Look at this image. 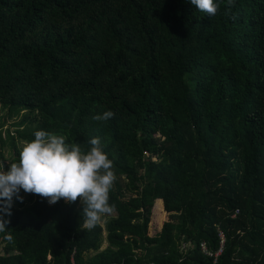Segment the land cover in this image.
<instances>
[{
    "label": "trees",
    "instance_id": "1",
    "mask_svg": "<svg viewBox=\"0 0 264 264\" xmlns=\"http://www.w3.org/2000/svg\"><path fill=\"white\" fill-rule=\"evenodd\" d=\"M217 2L0 0V109L23 114L0 137L11 162L37 130L84 150L99 136L116 175L91 229L79 198L21 190L0 264H213L200 245L214 253L219 231L215 264H264V0H235V20ZM155 202L163 235L144 223Z\"/></svg>",
    "mask_w": 264,
    "mask_h": 264
},
{
    "label": "clouds",
    "instance_id": "2",
    "mask_svg": "<svg viewBox=\"0 0 264 264\" xmlns=\"http://www.w3.org/2000/svg\"><path fill=\"white\" fill-rule=\"evenodd\" d=\"M199 11L208 16L218 13L220 4L217 0H190ZM227 13H231L235 0H227ZM112 110L93 116L96 121H107L114 117ZM88 150L82 149L77 142H69L63 134L46 130L34 132V139L24 140L17 147L18 162L14 160L5 171L0 164V233L14 242V237L7 230L12 214L14 198L23 201L21 190L28 194H38L55 204L61 198L74 203L79 198L83 205L81 215L84 227L96 226L104 215L112 214L115 206L110 204V190L116 180L113 161L105 152L101 138L92 137L87 142Z\"/></svg>",
    "mask_w": 264,
    "mask_h": 264
},
{
    "label": "rangeland",
    "instance_id": "3",
    "mask_svg": "<svg viewBox=\"0 0 264 264\" xmlns=\"http://www.w3.org/2000/svg\"><path fill=\"white\" fill-rule=\"evenodd\" d=\"M22 115L23 114L21 113L18 116L9 117V116H7V110H1L0 109V137H1L2 141L7 140V134H8L7 132H10V134L15 136L16 135L15 134L16 129H21V127H18L17 124L20 121V119L22 118ZM16 144L22 145V142H18L16 140ZM0 149L2 150V153L4 154V157L7 159V161L4 164L5 165L9 164L12 160V159L10 160L11 151L9 149V145L7 143L2 145L0 142ZM4 169H5V167H4ZM157 171L159 173L173 175V173H171L169 170L166 169L163 160L160 161V165L157 168ZM105 220H106L105 217L102 216L98 223L101 226H103L105 223ZM170 220L171 219H170L169 214L167 212L163 211L162 205H161V208H158V206L155 202L152 216L150 218H145L144 223H146V225H147V232L149 235L153 231L163 235V234H165L163 224L167 221H170ZM105 247H106V243H103L101 248L103 249ZM0 251H1V249H0Z\"/></svg>",
    "mask_w": 264,
    "mask_h": 264
},
{
    "label": "built area",
    "instance_id": "4",
    "mask_svg": "<svg viewBox=\"0 0 264 264\" xmlns=\"http://www.w3.org/2000/svg\"><path fill=\"white\" fill-rule=\"evenodd\" d=\"M218 237L220 240L219 247L214 253L208 250L207 244L205 242L201 243V245H200V249H201L202 253L207 257L213 258V264L216 263L217 257L222 253L223 247H224V235H223V233L219 231ZM182 246L185 249L187 247V244H182Z\"/></svg>",
    "mask_w": 264,
    "mask_h": 264
},
{
    "label": "water",
    "instance_id": "5",
    "mask_svg": "<svg viewBox=\"0 0 264 264\" xmlns=\"http://www.w3.org/2000/svg\"><path fill=\"white\" fill-rule=\"evenodd\" d=\"M1 164H2V162H1ZM3 166L5 167V164L3 163Z\"/></svg>",
    "mask_w": 264,
    "mask_h": 264
}]
</instances>
